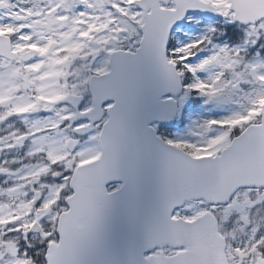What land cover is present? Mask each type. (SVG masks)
I'll return each instance as SVG.
<instances>
[{"label":"snow or ice","instance_id":"snow-or-ice-1","mask_svg":"<svg viewBox=\"0 0 264 264\" xmlns=\"http://www.w3.org/2000/svg\"><path fill=\"white\" fill-rule=\"evenodd\" d=\"M0 264H264V0H0Z\"/></svg>","mask_w":264,"mask_h":264}]
</instances>
